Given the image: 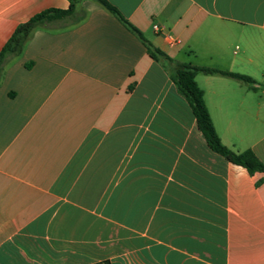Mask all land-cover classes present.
I'll return each mask as SVG.
<instances>
[{"label": "crops", "instance_id": "crops-1", "mask_svg": "<svg viewBox=\"0 0 264 264\" xmlns=\"http://www.w3.org/2000/svg\"><path fill=\"white\" fill-rule=\"evenodd\" d=\"M264 165V0H108ZM69 0H0L16 26ZM36 26L0 79V264H264V170L213 151L142 41L94 0ZM157 24L158 29L152 25Z\"/></svg>", "mask_w": 264, "mask_h": 264}, {"label": "trees", "instance_id": "trees-1", "mask_svg": "<svg viewBox=\"0 0 264 264\" xmlns=\"http://www.w3.org/2000/svg\"><path fill=\"white\" fill-rule=\"evenodd\" d=\"M78 1L79 0H69V6L66 9L50 8L42 10L32 15L27 21L18 24L0 49V79L2 77L4 65L8 58L20 53L25 41L36 26L45 25L61 19H67L73 22L81 19L84 15V12L77 14L74 11V5ZM94 1L108 10L127 29L133 32L142 41L148 55L151 58L159 61L164 66H171L172 70L170 72V78L178 91L186 98L194 114L197 128L202 132L208 146L231 163L246 168L249 173L263 171V163L257 158L251 149L247 148L240 152H234L221 143L204 103L202 90L195 81V75L200 72L204 74L219 73L247 84L251 83L253 80L245 74L236 72L221 71L209 67L192 65L190 63H174L172 59L163 51L149 43L141 35L139 30H137L130 22H128V20H126L119 12V10L108 0ZM103 264H109V262L105 261Z\"/></svg>", "mask_w": 264, "mask_h": 264}, {"label": "built area", "instance_id": "built-area-1", "mask_svg": "<svg viewBox=\"0 0 264 264\" xmlns=\"http://www.w3.org/2000/svg\"><path fill=\"white\" fill-rule=\"evenodd\" d=\"M152 27H153V29H155V30H157V29H158V26H157V24H153V25H152Z\"/></svg>", "mask_w": 264, "mask_h": 264}]
</instances>
